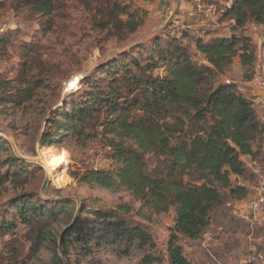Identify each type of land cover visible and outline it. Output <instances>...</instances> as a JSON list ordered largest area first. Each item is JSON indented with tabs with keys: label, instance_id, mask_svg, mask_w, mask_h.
<instances>
[{
	"label": "trees",
	"instance_id": "obj_1",
	"mask_svg": "<svg viewBox=\"0 0 264 264\" xmlns=\"http://www.w3.org/2000/svg\"><path fill=\"white\" fill-rule=\"evenodd\" d=\"M76 1L87 10L91 28L108 40H123L143 25L141 12L123 0ZM197 1L212 7L228 30L227 35L194 41V53L203 63L194 60L178 33H161L103 65L105 77L87 81L81 100L62 112L68 123L66 136H73L79 146L97 136L104 138L116 165L111 173L76 174L78 183L122 187L136 200L147 201L156 213L175 210L165 257L151 255L141 264H190L179 237L192 241L201 237L221 202V190L234 200L247 196V189L232 185L231 178L245 180L248 173L255 178L248 164L259 163L264 145V120L253 100L238 83L217 81L236 57L242 68H253L256 48L250 33L253 27H264V0H228L219 7L217 0ZM66 7L65 0H0V10L9 9L20 19L38 21L49 30ZM11 38V32L0 35V54L6 53ZM20 53L23 62L17 84L0 81V89H14L10 99L15 106L31 99L49 69L38 47L25 44ZM159 71L162 74H156ZM15 163L8 159L0 164V188H22L32 179L31 170L15 168ZM3 165L14 169L3 173ZM12 209L26 227L24 241L13 243L19 255L26 246L30 252L42 248L59 216L70 218L75 210L39 206L28 195L14 200ZM86 211L81 208L80 214ZM89 215L84 223L76 221L59 235L53 264H68L75 250L101 240L117 242L125 255L135 245L151 242L147 228L125 205L96 209ZM4 229L7 226L0 225V236Z\"/></svg>",
	"mask_w": 264,
	"mask_h": 264
},
{
	"label": "rangeland",
	"instance_id": "obj_2",
	"mask_svg": "<svg viewBox=\"0 0 264 264\" xmlns=\"http://www.w3.org/2000/svg\"><path fill=\"white\" fill-rule=\"evenodd\" d=\"M65 1L66 10L54 18L50 30L42 28L38 21L20 19L9 9L0 10V35L12 33L6 53L0 54V81L17 84L23 62L20 49L25 44L38 47L43 53L42 61L49 68L40 78L41 85L34 88L31 99L20 106L11 103L13 88L0 89V164H5L8 159L15 160V168L33 173L32 179L22 188L10 185L0 188V225L7 226L0 236V264H53L57 240L65 228L76 221L84 223L91 218L90 212L96 209L116 210L122 205L128 207L131 216L147 228L151 242L143 247L135 245L128 255L123 254L119 244L112 240L88 243L83 245L82 251L75 250L71 254L68 264H141L151 255L164 258L174 227L175 210L171 208L167 213H156L147 201L136 200L122 187L103 189L78 183L74 178L76 174L88 170L111 173L116 165L104 138L97 136L79 146L73 136H66L64 131L68 123L62 112L70 110L73 102L81 100L87 90V81L105 77L103 65L134 45L145 43L161 33L173 36L178 33L192 51L194 60L203 63L202 57L194 53V41L199 37L206 41L209 35H227L228 30L226 25L218 22L212 7L197 0H123L141 12L143 25L123 40H108L91 28L84 7L76 0ZM217 1L218 7L229 2ZM253 70L254 66L252 69L242 68L236 57L217 81L238 83L253 100L258 90L243 81L252 78ZM31 74H35L34 71ZM156 74H162V71ZM254 109L264 120V109L255 104ZM56 135L59 137L50 141ZM258 160L264 181V145ZM13 169L3 165L2 172ZM231 181L235 186L246 184L249 189L260 185V180L250 173L245 180L231 178ZM22 194L28 195L39 206L48 205V208L57 207L59 210L74 207L75 210L69 213L70 218L59 216V222L47 233L42 248L30 252L26 246L24 254L19 255L13 243L15 240L24 241L26 227L13 211L12 204ZM234 201L228 191L221 190V202L210 214L209 225L201 237L193 241L179 237L178 244L190 264H264V261H253L250 254L253 246L264 254V226L250 228L244 221L234 218ZM81 208L88 211L80 214Z\"/></svg>",
	"mask_w": 264,
	"mask_h": 264
},
{
	"label": "built area",
	"instance_id": "obj_3",
	"mask_svg": "<svg viewBox=\"0 0 264 264\" xmlns=\"http://www.w3.org/2000/svg\"><path fill=\"white\" fill-rule=\"evenodd\" d=\"M251 37L256 44L254 54V70L252 78L247 82L248 85L258 91H264V27H253ZM253 103L261 109H264V97L256 95ZM248 167L251 169L256 179L260 180V185L249 189L246 184H239L248 190L249 196L235 200L233 212L234 218L244 221L250 228H261L264 226V181H262V170L259 163L255 160L249 162ZM252 260L262 263L264 254L259 252L254 246L250 248Z\"/></svg>",
	"mask_w": 264,
	"mask_h": 264
},
{
	"label": "crops",
	"instance_id": "obj_4",
	"mask_svg": "<svg viewBox=\"0 0 264 264\" xmlns=\"http://www.w3.org/2000/svg\"><path fill=\"white\" fill-rule=\"evenodd\" d=\"M167 1V0H166ZM168 2H171V0H169ZM253 30V28H252ZM252 33V32H251ZM225 83H228V82H225ZM233 83H236V82H233ZM242 89V88H241ZM243 92H245L243 89H242ZM256 95H261L262 97H264V91H257L256 92ZM244 160L246 161L247 159L244 158Z\"/></svg>",
	"mask_w": 264,
	"mask_h": 264
}]
</instances>
